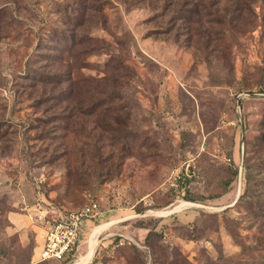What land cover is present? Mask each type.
Masks as SVG:
<instances>
[{
    "label": "rangeland",
    "instance_id": "1",
    "mask_svg": "<svg viewBox=\"0 0 264 264\" xmlns=\"http://www.w3.org/2000/svg\"><path fill=\"white\" fill-rule=\"evenodd\" d=\"M90 203L66 264H264V0H0V264Z\"/></svg>",
    "mask_w": 264,
    "mask_h": 264
},
{
    "label": "built area",
    "instance_id": "2",
    "mask_svg": "<svg viewBox=\"0 0 264 264\" xmlns=\"http://www.w3.org/2000/svg\"><path fill=\"white\" fill-rule=\"evenodd\" d=\"M100 214L98 205L90 203L83 208L60 214L46 230L41 261L54 260L63 264L72 258L78 247L84 219H95Z\"/></svg>",
    "mask_w": 264,
    "mask_h": 264
},
{
    "label": "trees",
    "instance_id": "3",
    "mask_svg": "<svg viewBox=\"0 0 264 264\" xmlns=\"http://www.w3.org/2000/svg\"><path fill=\"white\" fill-rule=\"evenodd\" d=\"M40 39V38H39ZM68 40H70V42H68ZM51 41H53V42H55V43H57V44H61L62 46L64 45V44H72L73 43V36H71V34H68V33H66L65 31H62L61 32V36H58V37H54V38H52V40ZM40 42V41H39ZM45 45V44H44ZM47 45V44H46ZM68 50H69V48H67ZM68 50L66 51V52H68Z\"/></svg>",
    "mask_w": 264,
    "mask_h": 264
},
{
    "label": "bare ground",
    "instance_id": "4",
    "mask_svg": "<svg viewBox=\"0 0 264 264\" xmlns=\"http://www.w3.org/2000/svg\"><path fill=\"white\" fill-rule=\"evenodd\" d=\"M89 261V256H82L74 264H87Z\"/></svg>",
    "mask_w": 264,
    "mask_h": 264
},
{
    "label": "crops",
    "instance_id": "5",
    "mask_svg": "<svg viewBox=\"0 0 264 264\" xmlns=\"http://www.w3.org/2000/svg\"><path fill=\"white\" fill-rule=\"evenodd\" d=\"M48 227H49V226H48ZM48 227H47V228H48ZM46 230H47V229L44 230V237H45ZM44 237H43V240H44Z\"/></svg>",
    "mask_w": 264,
    "mask_h": 264
},
{
    "label": "water",
    "instance_id": "6",
    "mask_svg": "<svg viewBox=\"0 0 264 264\" xmlns=\"http://www.w3.org/2000/svg\"><path fill=\"white\" fill-rule=\"evenodd\" d=\"M240 104H239V102H238V106H239Z\"/></svg>",
    "mask_w": 264,
    "mask_h": 264
}]
</instances>
